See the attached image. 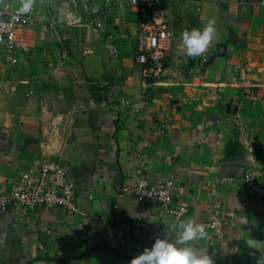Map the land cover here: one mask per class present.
I'll return each mask as SVG.
<instances>
[{"label":"crops","instance_id":"1","mask_svg":"<svg viewBox=\"0 0 264 264\" xmlns=\"http://www.w3.org/2000/svg\"><path fill=\"white\" fill-rule=\"evenodd\" d=\"M150 1L176 33L154 80L135 60L146 14L130 0H31L16 63L0 38V192L52 160L80 208L0 211V264H129L165 232L178 237L171 214L131 193L136 177L175 182L184 221L209 219L217 203L233 213L221 238L190 242L214 264H264V202L243 181L264 185V0ZM209 22L214 39L188 57L181 34ZM116 33L129 37L113 44Z\"/></svg>","mask_w":264,"mask_h":264},{"label":"built area","instance_id":"2","mask_svg":"<svg viewBox=\"0 0 264 264\" xmlns=\"http://www.w3.org/2000/svg\"><path fill=\"white\" fill-rule=\"evenodd\" d=\"M131 4L140 6L146 14L140 22L136 46V63L140 66L143 78L158 79L164 68L163 60L173 50L176 37L174 29L164 23H158L151 15L153 2L150 0H130ZM30 11L22 13L20 8L10 4L0 5V38L7 43V59L13 63L17 60L11 56L18 49L17 31L21 26L32 24ZM125 33L112 34L113 44L117 39H128ZM124 41V40H121ZM117 46V45H115ZM243 181L252 187L257 201L264 202V185H258L253 174L247 173ZM178 187L173 181L151 183L145 177H136L131 193L138 202H151L161 210L171 214L179 224L189 212V206L184 201H177ZM9 205L20 208L25 217L40 207L62 208L68 213H78L80 208L76 201V185L66 167L57 161H40L33 168L24 172L9 192H0V211L7 210ZM217 211L209 219L202 221L207 231L216 232L221 238L224 229V216L232 221L233 213H220L221 204L217 203ZM82 213V212H81Z\"/></svg>","mask_w":264,"mask_h":264},{"label":"clouds","instance_id":"3","mask_svg":"<svg viewBox=\"0 0 264 264\" xmlns=\"http://www.w3.org/2000/svg\"><path fill=\"white\" fill-rule=\"evenodd\" d=\"M32 7L31 0L23 3L20 11L27 13ZM214 22H209L203 28L186 30L181 34V42L188 57L201 56L214 39ZM246 223V220H242ZM175 227V226H174ZM180 234L170 238L165 232L163 237H157L151 247H147L135 256L129 264H214L206 252H197L190 243L193 240L207 239V232L202 224L193 218L179 224ZM257 241H250V246H256Z\"/></svg>","mask_w":264,"mask_h":264}]
</instances>
